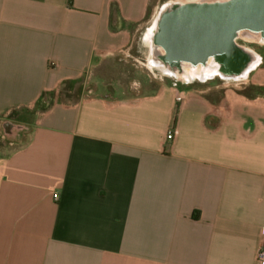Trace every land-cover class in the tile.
I'll list each match as a JSON object with an SVG mask.
<instances>
[{"label": "crops", "instance_id": "obj_1", "mask_svg": "<svg viewBox=\"0 0 264 264\" xmlns=\"http://www.w3.org/2000/svg\"><path fill=\"white\" fill-rule=\"evenodd\" d=\"M165 1L0 0V137L30 127L0 147V264H261L264 68L218 96L102 92Z\"/></svg>", "mask_w": 264, "mask_h": 264}, {"label": "water", "instance_id": "obj_2", "mask_svg": "<svg viewBox=\"0 0 264 264\" xmlns=\"http://www.w3.org/2000/svg\"><path fill=\"white\" fill-rule=\"evenodd\" d=\"M141 42L154 69L177 83L243 82L263 63L251 46H264V0H167ZM9 125H1L6 140L20 141L30 131L19 125L13 138Z\"/></svg>", "mask_w": 264, "mask_h": 264}, {"label": "rangeland", "instance_id": "obj_3", "mask_svg": "<svg viewBox=\"0 0 264 264\" xmlns=\"http://www.w3.org/2000/svg\"><path fill=\"white\" fill-rule=\"evenodd\" d=\"M154 15L153 11L149 13L148 22ZM146 27L143 26L135 33V39L133 47L128 52L123 53L121 56L115 58L103 65L99 69V74L105 79L104 86H102V92L110 93L114 92L117 96H131L136 94L138 91H149L157 90L163 85L176 86L179 88L192 87L196 90H207L210 95L218 96L221 93V88L227 85V81L220 79L210 80L204 83L195 82L193 84L184 85L177 83L175 80L165 77L161 72L148 67L149 61V50L141 42L142 34ZM241 45H247L246 43L239 41ZM258 54L263 58V63L260 68H264V46L254 45L251 46ZM143 55V56H142ZM95 80H99V77H94ZM232 86V84H229ZM241 90L244 89V85L234 84ZM248 89V88H245ZM244 89V90H245ZM252 94L250 90L247 91ZM254 94V93H253ZM77 89H73L70 84L62 86L57 92L49 95L48 100L50 101H68L76 98ZM6 143V140L0 137V147Z\"/></svg>", "mask_w": 264, "mask_h": 264}, {"label": "built area", "instance_id": "obj_4", "mask_svg": "<svg viewBox=\"0 0 264 264\" xmlns=\"http://www.w3.org/2000/svg\"><path fill=\"white\" fill-rule=\"evenodd\" d=\"M178 101H181V98L179 97L178 98ZM178 134V130L176 128H171L168 132V135H167V139L169 141H174L175 140V137L177 136ZM52 198L54 201H58L59 200V196L57 193H52L51 194ZM257 259L259 260V262L261 264H264V250H259L258 253H257Z\"/></svg>", "mask_w": 264, "mask_h": 264}, {"label": "trees", "instance_id": "obj_5", "mask_svg": "<svg viewBox=\"0 0 264 264\" xmlns=\"http://www.w3.org/2000/svg\"><path fill=\"white\" fill-rule=\"evenodd\" d=\"M112 11H113V13H114V11H117V8L115 7V5H112ZM248 90H250L253 93H262L263 92V90L260 88L250 87L248 89L243 90L241 93L246 95V96H251V94H249L247 92Z\"/></svg>", "mask_w": 264, "mask_h": 264}, {"label": "bare ground", "instance_id": "obj_6", "mask_svg": "<svg viewBox=\"0 0 264 264\" xmlns=\"http://www.w3.org/2000/svg\"><path fill=\"white\" fill-rule=\"evenodd\" d=\"M246 41H247V40H246ZM147 46H148V45H147ZM142 56H143V55H142ZM148 67H149L150 69H152V70H153L155 66H154V65H152V64H150V62H148ZM161 73H163V72H161Z\"/></svg>", "mask_w": 264, "mask_h": 264}]
</instances>
